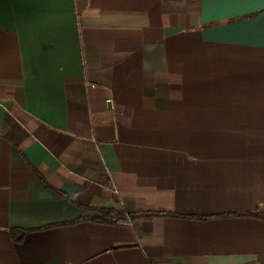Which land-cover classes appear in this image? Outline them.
I'll return each mask as SVG.
<instances>
[{
	"label": "crops",
	"instance_id": "1",
	"mask_svg": "<svg viewBox=\"0 0 264 264\" xmlns=\"http://www.w3.org/2000/svg\"><path fill=\"white\" fill-rule=\"evenodd\" d=\"M262 17L0 0V264H264Z\"/></svg>",
	"mask_w": 264,
	"mask_h": 264
},
{
	"label": "trees",
	"instance_id": "2",
	"mask_svg": "<svg viewBox=\"0 0 264 264\" xmlns=\"http://www.w3.org/2000/svg\"><path fill=\"white\" fill-rule=\"evenodd\" d=\"M40 176V175H39ZM41 177V176H40ZM42 179V177H41ZM43 180V179H42ZM62 194H64L62 191H60ZM89 208V207H86ZM95 209V208H93ZM101 212L100 216H90V215H81L75 219H72L70 221H60V222H55L46 226H42V227H37L35 229H41V228H46V227H52V226H62V225H68V224H72V223H76L78 221H82V220H91V221H97V222H110L111 218L113 216H117V217H121V215L123 214L122 211H117L114 209H110V208H102L99 209ZM147 214L149 215H172L169 213H163V212H148ZM241 215H255V216H264L261 215L257 212H253V211H248V212H244ZM197 217V216H195ZM202 218V217H201ZM29 230L32 229H27V228H20V227H12L9 230V235H10V239L14 242H20L22 241L24 235L26 232H28Z\"/></svg>",
	"mask_w": 264,
	"mask_h": 264
},
{
	"label": "snow or ice",
	"instance_id": "3",
	"mask_svg": "<svg viewBox=\"0 0 264 264\" xmlns=\"http://www.w3.org/2000/svg\"><path fill=\"white\" fill-rule=\"evenodd\" d=\"M255 2L259 3L260 10H264V0H255ZM261 24H262V30H264V17L261 18Z\"/></svg>",
	"mask_w": 264,
	"mask_h": 264
},
{
	"label": "built area",
	"instance_id": "4",
	"mask_svg": "<svg viewBox=\"0 0 264 264\" xmlns=\"http://www.w3.org/2000/svg\"><path fill=\"white\" fill-rule=\"evenodd\" d=\"M112 220L119 223V224H126V223H129L127 220L125 219H121V218H118L117 216H113L112 217Z\"/></svg>",
	"mask_w": 264,
	"mask_h": 264
}]
</instances>
